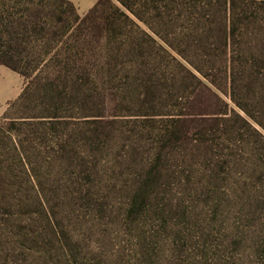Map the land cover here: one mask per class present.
I'll use <instances>...</instances> for the list:
<instances>
[{
  "label": "rangeland",
  "instance_id": "rangeland-1",
  "mask_svg": "<svg viewBox=\"0 0 264 264\" xmlns=\"http://www.w3.org/2000/svg\"><path fill=\"white\" fill-rule=\"evenodd\" d=\"M261 8L234 84L264 124V91L244 70L264 72ZM90 61L34 84L18 112L60 115L45 124L49 146L57 137L41 168L56 221L45 264H264V129L228 94L227 113L207 114L215 100L193 103L195 82L170 59ZM26 83L0 65V117Z\"/></svg>",
  "mask_w": 264,
  "mask_h": 264
},
{
  "label": "trees",
  "instance_id": "trees-1",
  "mask_svg": "<svg viewBox=\"0 0 264 264\" xmlns=\"http://www.w3.org/2000/svg\"><path fill=\"white\" fill-rule=\"evenodd\" d=\"M263 5L264 0H97L80 15L69 0H0V65L27 79L0 117V264H45L53 249L55 214L41 168L57 138L49 146L45 124L55 129L60 115L18 114L34 84L81 77L99 54L167 58L195 82L193 103L205 93L215 100L216 109L207 114L227 113L218 92L228 94L264 129L234 84L236 61L246 55ZM253 65L244 70L264 91V72L253 74Z\"/></svg>",
  "mask_w": 264,
  "mask_h": 264
},
{
  "label": "crops",
  "instance_id": "crops-1",
  "mask_svg": "<svg viewBox=\"0 0 264 264\" xmlns=\"http://www.w3.org/2000/svg\"><path fill=\"white\" fill-rule=\"evenodd\" d=\"M72 2L80 15L85 14L97 0H69Z\"/></svg>",
  "mask_w": 264,
  "mask_h": 264
}]
</instances>
